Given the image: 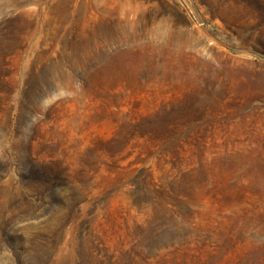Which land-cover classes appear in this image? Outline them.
I'll return each instance as SVG.
<instances>
[{
  "label": "rangeland",
  "instance_id": "1",
  "mask_svg": "<svg viewBox=\"0 0 264 264\" xmlns=\"http://www.w3.org/2000/svg\"><path fill=\"white\" fill-rule=\"evenodd\" d=\"M0 264H264V0H0Z\"/></svg>",
  "mask_w": 264,
  "mask_h": 264
}]
</instances>
